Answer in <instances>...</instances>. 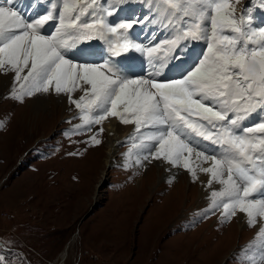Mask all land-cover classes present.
I'll use <instances>...</instances> for the list:
<instances>
[{
	"label": "snow or ice",
	"instance_id": "obj_1",
	"mask_svg": "<svg viewBox=\"0 0 264 264\" xmlns=\"http://www.w3.org/2000/svg\"><path fill=\"white\" fill-rule=\"evenodd\" d=\"M162 2L187 25L165 46L171 60L184 58L181 49L186 45L181 39L207 42L206 52L180 78L167 82L154 75L128 78L134 73L112 57L137 51L147 52L151 58L157 48L144 49L129 39L133 23L111 26L104 16L96 15L95 10L108 0H49L52 10L34 21H27L14 9L15 0H0V72L14 74L18 87L13 88L12 99L23 101L37 93L67 94L83 121L73 134L91 131L108 117L134 124L127 167L132 166L134 150L139 149L146 151L135 153L136 165L162 160L182 166L193 179L199 168L210 174L209 186L214 182L222 186L211 192L208 211L222 208L225 223L237 212L244 213L248 224L255 226L258 218H264V122L247 127L242 122L264 111V26L254 23L247 6L236 15L239 0ZM260 2L264 4V0ZM104 12L115 15L114 10ZM85 15L93 16L91 23L81 20ZM57 19L55 32L42 34ZM105 33L117 38L110 44L108 60L95 64L66 58L64 50L76 40ZM76 91L83 95L73 99ZM103 130L95 132L89 142L99 144L96 137ZM196 138L219 146L220 154L198 150L201 141ZM209 161L210 167L201 166ZM257 239L264 241V226Z\"/></svg>",
	"mask_w": 264,
	"mask_h": 264
},
{
	"label": "rangeland",
	"instance_id": "obj_2",
	"mask_svg": "<svg viewBox=\"0 0 264 264\" xmlns=\"http://www.w3.org/2000/svg\"><path fill=\"white\" fill-rule=\"evenodd\" d=\"M135 2L127 21L147 20V11ZM255 2L258 7L253 9ZM246 6L254 20L258 8L264 10L260 0H239L236 15ZM162 8L168 7L162 2ZM104 9L114 10L102 3L96 14H104ZM125 10L129 8L119 12ZM119 12L118 21L123 20ZM155 17L152 26L158 23ZM181 20L177 19L178 26ZM183 25L181 29L187 27ZM135 33L145 46H156L155 37L161 35L159 30L153 37L144 26ZM198 59L194 57L192 65ZM6 91L0 92L2 264H264L243 261L241 254L257 234L259 221L253 227L242 226L235 216L222 222V208L208 211L210 200L202 198L199 189L195 192L197 182L188 180L181 167L171 170L155 159L136 165V155L127 167L124 156L132 148L130 135H123L107 154L109 126L93 125L91 131L73 134L83 124L76 107L74 114L56 116L61 108H70L61 101L50 102L52 92L46 93L44 116L36 119L37 109L29 106L32 96L20 101ZM101 127L96 138L102 142L93 145L88 137ZM38 142L42 143L34 147ZM206 215H213L212 220Z\"/></svg>",
	"mask_w": 264,
	"mask_h": 264
},
{
	"label": "bare ground",
	"instance_id": "obj_3",
	"mask_svg": "<svg viewBox=\"0 0 264 264\" xmlns=\"http://www.w3.org/2000/svg\"><path fill=\"white\" fill-rule=\"evenodd\" d=\"M134 2H135V0H108V3H106V5L111 6L116 11L115 15L114 16H107L106 13L103 14L101 12L96 14V15L104 16L105 21L107 23H109L111 26H116L119 23H133V29L128 30L129 39L133 43L138 44L141 48L147 49L149 47H156L157 51L151 54V58L149 57V54L147 52L132 51L131 53H129L126 56L112 57V60L118 61L120 66L127 68L132 73H134V75H131L128 78H139L141 76L148 78V77L154 75L158 81H164V82H167L168 78H170L172 80L180 78L185 73V69L192 68V66H193L192 65V59L194 57H196L197 59L201 58V54L206 52V50H207L205 48L206 43H207L206 40H204V39L197 40V43H196V41H193L190 39L189 40L181 39L180 43L182 45H186L185 50H184L185 47H183L181 49V51L184 53V58L180 61L171 60L170 59L171 54L169 52H167V49L165 46H166L168 41L177 39L181 34V31H182L181 28L185 27L183 25V23H181L179 26L177 24V19L179 18L181 20L180 15L174 13V11L169 9V8L160 9L162 0H138V2L136 1L138 4V7H141L142 10L147 11V20H143V21H145V24H142V22H137L135 20H128L127 21V19H129L127 16L131 15L130 13H132L130 8L134 7ZM52 3H57V0H52ZM3 6H8V5L4 4ZM121 8H129V10H128V12L126 10L124 12H122V11L119 12V10ZM14 9L19 11L27 21H34L36 18H39L41 15L47 14L48 11L52 10L51 3H49V0H15ZM138 10H139V8L137 9V11ZM92 11H93L92 9H89L90 13ZM96 11H97V9L95 10V12ZM117 12H119V17H122L123 20L118 21L116 19ZM121 13H122V16H121ZM134 14H136V13H134ZM153 17H155L156 21L158 22L155 26H152V24L150 22V20ZM92 19H93L92 15H85V16L81 17V20L85 23H91ZM168 21L172 22L173 24H171V25L168 24ZM255 22L256 23L259 22L264 26V12L256 11ZM55 23L59 24L58 19L55 21H50L46 25V27L43 29L42 34L48 35L49 33H51V34L54 33L56 28L58 27V26H56L53 28L52 25H54ZM143 26L146 28V33H151L153 37H155L154 36L155 33L160 30L161 35H163V38H165L166 40L164 39L163 41H160L162 39V38L160 39V36H161L160 35L159 37H155L156 40L159 38L156 46H154L155 44L150 45V46L142 45L140 43V40L136 39L139 36H136V35H138V33H135V31H137L139 27H143ZM167 28H171V31L167 32L166 31ZM50 30H51V32H50ZM141 32H143V31H141ZM151 34H150V36H151ZM116 39L117 38L115 36H112L110 34L105 33L104 36H101L99 34H94L92 36V38H90V39L76 40V42L72 45L71 48L64 50L66 52V58H69V59L73 60L74 62L87 61V62L95 63V64L103 63L104 61L109 59V57L111 55L110 44L112 42L116 41ZM185 42H186V44H184ZM161 43H162V45H161ZM83 44H84V46H83ZM192 45L194 46L193 48L191 47ZM133 59H136V61H133ZM185 61H187V62H185ZM177 67H182V69L178 71ZM165 78H167V79H165ZM0 80L2 82V85L0 87V89H1L0 92L6 91V90H7L6 92H10L13 90L14 87H18V85H16V83L14 81V74L13 73H8V74L3 73L2 75H0ZM80 95H83V93L80 91H76V92L72 93V98L78 99ZM48 98H49V96H47L46 93H41V94L37 93V94L32 96V101H31V104L29 106L37 109L35 111V112H37V118L36 119H39L40 118L39 115H41L44 112L43 110L46 109V104H47ZM57 101L58 102L61 101L62 104L67 103L70 110H67L65 108L60 107L61 110L57 111L56 116L61 115V116L65 117L69 114H74L75 105L73 106V104H71L69 102V98H68L67 94L57 95L54 92H52V94H50V102H57ZM60 106H61V104H60ZM38 110H39V114H38ZM43 116H41V117L43 118ZM54 117H55V115H54ZM261 122H264V111H261L259 113H253V114L249 115L248 118L242 122V124L244 127H247V126H255L256 124L261 123ZM101 126H103V127L109 126L110 127V133H109L110 135H109V142H108L109 147L108 146L106 147L107 154H109L108 150H110V151L115 150L114 144H117V142L119 141V139H121V137L123 135H130L132 137L133 135L131 134V132L135 128L134 124H123L116 117L106 118L103 121ZM112 138H117V139L112 140ZM196 139L201 141L200 144L198 145V150H205L206 154H208V155H212V154L219 155L220 154L219 146L212 145L208 141H202L201 138H196ZM107 141H108V139H107ZM137 143H138V141H137ZM91 148L92 147H90V149ZM136 152H140L142 154L144 152V150H139V149L134 150V155ZM195 159L196 158L193 155L192 160L195 161ZM124 160L127 161L128 157L124 156ZM103 162H104V166H105V162L108 163L107 156L103 157ZM163 163L169 169H171V170L175 169V167H173L172 165H170L166 162H163ZM201 166L202 167H210L211 162L209 161V162L203 163ZM181 170H183V173L186 175L188 180L189 179L192 180L193 177H192L191 173L187 172L182 166H181ZM103 171H104V168H103ZM149 172H147V174L145 173V177L148 176ZM196 176H197V178L194 180L197 182L198 187L195 185V187H194L195 192H197V189H199V193H200V195H202L201 197L204 199H209L211 202V192L212 191H219L222 188V186L216 182H214L211 186H209L208 180L210 179V174H206V173L200 171L199 168H197ZM148 177L152 178L151 172L149 173ZM147 181H148V179H147ZM160 185H161V183H159L158 186H160ZM140 186L141 185L139 184L138 189ZM235 218H236L237 222L241 225L242 224H246V225L248 224L247 216L244 213L237 212L235 215ZM257 221H259L257 223V229H258L257 231H259V228L261 226H264V218H258ZM242 231L244 232L245 229H242ZM257 236H258V232L253 237V239H251L249 241V243L246 245V247L242 250L241 254L242 255L244 254V256L242 258L243 261L248 260L249 262L251 261L252 263H263L264 262L263 261L264 260V241H259L257 239ZM257 242H259V243L256 244ZM65 253H66V250L63 252L62 256H65Z\"/></svg>",
	"mask_w": 264,
	"mask_h": 264
},
{
	"label": "water",
	"instance_id": "obj_4",
	"mask_svg": "<svg viewBox=\"0 0 264 264\" xmlns=\"http://www.w3.org/2000/svg\"><path fill=\"white\" fill-rule=\"evenodd\" d=\"M96 205V203H94L93 204V206H95ZM91 210H92V207H91V209L84 215V217L82 218V220H84V218L91 212ZM66 250V249H65Z\"/></svg>",
	"mask_w": 264,
	"mask_h": 264
},
{
	"label": "trees",
	"instance_id": "obj_5",
	"mask_svg": "<svg viewBox=\"0 0 264 264\" xmlns=\"http://www.w3.org/2000/svg\"><path fill=\"white\" fill-rule=\"evenodd\" d=\"M92 136V135H91ZM90 136V137H91ZM99 137V136H98ZM101 140V142H102V139H100ZM43 142V141H42ZM42 142H39V143H36L35 145H34V147H36L38 144H40V143H42ZM90 149V148H89ZM110 170H112V169H110Z\"/></svg>",
	"mask_w": 264,
	"mask_h": 264
}]
</instances>
